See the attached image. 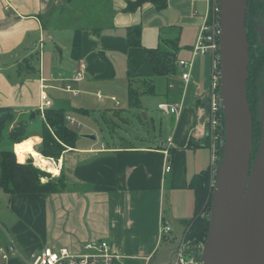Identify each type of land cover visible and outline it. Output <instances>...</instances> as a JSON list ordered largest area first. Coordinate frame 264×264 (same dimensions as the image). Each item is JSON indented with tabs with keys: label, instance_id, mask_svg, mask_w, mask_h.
<instances>
[{
	"label": "crops",
	"instance_id": "0c3cea01",
	"mask_svg": "<svg viewBox=\"0 0 264 264\" xmlns=\"http://www.w3.org/2000/svg\"><path fill=\"white\" fill-rule=\"evenodd\" d=\"M129 1L0 0V108L12 109L16 119L4 131L6 150L17 155L18 143L11 142L9 133L22 120L37 150L50 108L65 110L66 118L80 122L67 118L74 131L86 126L87 134L97 136L91 140L77 132L78 148H69L57 161L50 158L60 169L53 175L64 173L66 190L2 194L16 219H6L1 206L0 213L25 255L62 248L94 252L86 244L103 240L119 256L118 264H168L195 215L190 182L203 172H209L211 182L215 177L213 142H204L198 109L206 103L216 59L211 53L193 54L207 1L167 0L161 11L151 2L128 10ZM135 25L142 26L141 47L128 45V29ZM157 47L176 53L174 73L155 75L146 49ZM181 59L189 62L187 81ZM78 72L83 77L75 80ZM132 89L140 99L154 95L157 108L181 102L180 117L153 114L149 131L144 126L151 119L139 112L143 102L130 105ZM43 92L51 99L50 108L43 107ZM122 95L125 107L119 102ZM32 112H37L34 120L29 119ZM138 116L143 131L133 138L115 130ZM70 152L78 155L66 160ZM167 221L172 230L164 237L161 224ZM5 243L0 231V245ZM0 264L25 263L12 256L0 258Z\"/></svg>",
	"mask_w": 264,
	"mask_h": 264
},
{
	"label": "water",
	"instance_id": "95a60500",
	"mask_svg": "<svg viewBox=\"0 0 264 264\" xmlns=\"http://www.w3.org/2000/svg\"><path fill=\"white\" fill-rule=\"evenodd\" d=\"M249 3L250 0H220L223 129L211 198L210 230L201 251L197 247L193 250L202 264H264V89L259 97L261 143L253 158V112L247 84ZM256 27L264 44V25L259 23ZM36 114L32 112L29 119L34 120ZM82 136L97 138L96 134ZM182 243L173 250L168 264L176 259Z\"/></svg>",
	"mask_w": 264,
	"mask_h": 264
},
{
	"label": "trees",
	"instance_id": "16d2710c",
	"mask_svg": "<svg viewBox=\"0 0 264 264\" xmlns=\"http://www.w3.org/2000/svg\"><path fill=\"white\" fill-rule=\"evenodd\" d=\"M146 2H151L159 11L168 5L167 0H132L129 1L128 10L136 9ZM246 26L248 27V42H250V64L248 67V98L250 101L251 112H253L254 126V148L253 158L261 143V126L259 122V96L264 89V44L257 30L256 24L264 25V2L262 0H250ZM142 26L135 25L128 29V45L142 46ZM147 56L151 60L155 75L163 76L174 73L177 66L176 53L162 47L146 49ZM129 102L132 106H139L140 94L136 90L129 93ZM66 112L50 108L45 113V122L41 128L42 142L38 149L46 158L59 160L69 148H78L77 142L80 135L67 125ZM15 114L10 108H0V141L3 139L4 131L10 123L15 121ZM29 124L25 120L19 122L10 131V140L13 144H22L32 136L28 132ZM209 144V136L204 140ZM18 159L20 162L17 160ZM13 149L5 150L0 153V188L9 195L24 193H44L52 194L66 190L67 182L63 172L60 176H51L45 173L40 167L35 166L31 159ZM23 162V163H21ZM44 178H47L45 181ZM191 188L195 193L194 217L189 223V230L185 233V241L206 242L210 227V210L212 205V185L210 184L209 172H203L194 176L190 182ZM198 208L203 209L204 216L198 220L196 212Z\"/></svg>",
	"mask_w": 264,
	"mask_h": 264
},
{
	"label": "built area",
	"instance_id": "2783aa9c",
	"mask_svg": "<svg viewBox=\"0 0 264 264\" xmlns=\"http://www.w3.org/2000/svg\"><path fill=\"white\" fill-rule=\"evenodd\" d=\"M208 4L207 12L204 18V22L201 26V30L196 40V44L193 48L194 55H204L211 53L216 59L215 74L211 83V87L206 96V103L204 106L198 109V117L201 121L205 136H209L213 149V165L215 175L217 173V164L219 160V148L218 141L221 137L222 132V104L220 99V82H221V71H220V42L219 37L221 33V6L220 0H206ZM178 64L185 69L183 73V79L188 80L190 73L186 70L189 62L181 59ZM83 76L78 72L74 79H81ZM70 88V85L67 86ZM42 104L45 108L52 106L51 99L47 93L42 94ZM159 109L164 113H171L178 119L182 109V103L177 101L175 103L163 102L159 105ZM69 122L75 124L78 121L71 117H67ZM76 123V124H77ZM80 124V122L78 123ZM171 141V139H170ZM217 141V142H216ZM166 170H170L171 166L167 162ZM162 236H166L172 230L169 221L161 224ZM0 231L6 236V243L0 245V258L9 259L12 256H18L21 261L25 264H118L117 261L119 256L111 249L110 245L103 240L96 243L86 244V249L94 250V252H88L83 254L73 253L67 248L60 250L47 249L41 251L39 254L25 255L19 247L16 246L12 236L6 231L2 223L0 222ZM179 248L176 259L173 260L172 264H202L200 257L195 255L193 250L197 247L199 252L201 246H191V244L184 240ZM203 243V242H202Z\"/></svg>",
	"mask_w": 264,
	"mask_h": 264
},
{
	"label": "rangeland",
	"instance_id": "374dc122",
	"mask_svg": "<svg viewBox=\"0 0 264 264\" xmlns=\"http://www.w3.org/2000/svg\"><path fill=\"white\" fill-rule=\"evenodd\" d=\"M257 24H259V23H257ZM137 83V82H136ZM137 86H138V84H136ZM260 97V96H259ZM142 102H143V105H144V108L143 109H140L139 110V112L141 113V115L143 114V112H145V113H147V115H148V117L151 119L154 115L153 114H155L157 117H162V115H161V113H162V111L159 109V108H157V106H156V104H155V96L154 95H151V94H143L142 96H141V99H140ZM119 102L120 103H122L121 105H124V107L126 106V105H128L126 102H125V100L123 99V95L121 96V98H119ZM259 107H260V100H259ZM259 107H258V112H259ZM126 110L127 109H123V110H121V111H123V113L126 115ZM121 111H119V112H121ZM95 114L97 115V116H99L100 114H99V111H97V112H95ZM259 115H260V112H259ZM143 116V115H142ZM144 117V116H143ZM85 123H87V121L89 120L88 118H85V117H80ZM39 119V118H38ZM134 120V123L133 124H131L130 126H128V127H125L122 123H120V124H122V126H123V130H121L119 127H117V128H115V130L116 131H118V133L119 134H122L123 132H127L128 133V135L131 137V138H133L134 137V135H136V134H139V133H141L143 130H141L142 128H141V125H140V122L142 121L141 120V118L138 116L137 118H135V119H133ZM105 123L103 122L102 123V125L103 126H105L104 125ZM146 126H148V130H149V128L151 127L152 128V119L150 120V122L147 124V122H145V126L144 127H146ZM106 127V126H105ZM74 129H75V131L76 132H78V133H80V134H84V133H86V126H82V127H74ZM106 131H107V129H106ZM150 131V130H149ZM109 135H110V132L109 131H107V134H106V138H107V140H109ZM261 135H262V128H261ZM102 137H104V136H102ZM220 138V137H219ZM29 139V138H28ZM211 141V140H210ZM42 142V141H41ZM212 142V141H211ZM217 142V141H216ZM40 144V143H39ZM39 144L37 145V150L39 151V149H38V146H39ZM221 145V140L219 139V141H218V146H220ZM8 147H9V138L6 136V134H5V132H4V136H3V139L0 141V150H2L3 149V151H5L6 149H8ZM258 150V149H257ZM40 152V151H39ZM74 155H78L77 154V152H70V153H68L67 154V157H66V160H69V159H71V157H73ZM25 157L27 156V155H24ZM46 158V157H45ZM27 159H31L33 162H34V164H35V166H37V167H40L45 173H47L48 175H53V173H51V172H49L48 170H47V168H46V165H44V164H41V163H39L38 161H36L33 157H27ZM46 160H50V159H47L46 158ZM51 161H52V159H51ZM57 161V160H56ZM0 170H1V162H0ZM54 176V175H53ZM47 178H44V180L45 181H47L46 180ZM215 179H216V175H215V177H214V179H213V181L211 182L210 181V184L212 185V190H214V187H215ZM1 191H0V206H1V208L3 209L2 210V213H3V215H4V217L6 218V219H8V220H10L11 218H14V219H16V215L15 214H12L11 213V210H10V205L8 204L9 202L7 201L8 199H6V197H3V195L2 194H4V196H7V194L5 193V191H3L2 189H0ZM204 211H203V209L202 208H198L197 209V214H196V218H198V220H200V218L202 217V216H204V214L205 213H203ZM0 220L3 222V224L5 225V227H6V229L8 230V232L11 234V236H12V238H13V240H14V242H15V244H16V246L17 247H19L20 246V244H19V242H18V240H17V237H16V234L12 231V229H11V227H10V225H6L5 223H7L4 219H3V216L1 215V213H0ZM188 228V230L190 229L189 228V226L187 227ZM179 238H180V236H179ZM178 238V239H179ZM180 241H181V239L178 241V243H180ZM176 242V241H175ZM187 242H189L191 245H194V246H198V247H200L203 243L201 242V241H196V242H192V241H187ZM20 248V250L22 249L21 248V246L19 247ZM24 254H25V252L23 251V250H21Z\"/></svg>",
	"mask_w": 264,
	"mask_h": 264
},
{
	"label": "bare ground",
	"instance_id": "6f19581e",
	"mask_svg": "<svg viewBox=\"0 0 264 264\" xmlns=\"http://www.w3.org/2000/svg\"><path fill=\"white\" fill-rule=\"evenodd\" d=\"M34 144V139L29 138L25 140L22 144H18L16 148L21 154H30L36 161L46 165V168L49 172L58 174L60 172V169L55 163V161L46 160L45 156H43L42 153L35 149Z\"/></svg>",
	"mask_w": 264,
	"mask_h": 264
},
{
	"label": "flooded vegetation",
	"instance_id": "af4514ba",
	"mask_svg": "<svg viewBox=\"0 0 264 264\" xmlns=\"http://www.w3.org/2000/svg\"><path fill=\"white\" fill-rule=\"evenodd\" d=\"M191 246H193V245H191Z\"/></svg>",
	"mask_w": 264,
	"mask_h": 264
}]
</instances>
